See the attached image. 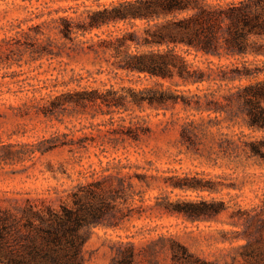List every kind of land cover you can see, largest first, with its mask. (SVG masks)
Wrapping results in <instances>:
<instances>
[{
  "label": "rangeland",
  "instance_id": "rangeland-1",
  "mask_svg": "<svg viewBox=\"0 0 264 264\" xmlns=\"http://www.w3.org/2000/svg\"><path fill=\"white\" fill-rule=\"evenodd\" d=\"M115 1L0 0V210L19 216L28 205H71L78 186L98 181L119 195L105 221L82 230L83 264H112L128 245L134 264H171L168 237L215 264H263L245 251L264 237V210L248 220L232 214L237 207L253 214L264 199V161L227 145L239 132L253 133L231 127L224 114L182 104L161 109L127 101L115 108L79 99L86 91L126 93L155 82L194 91L174 86L177 78H148L114 64L100 41L132 30L128 24L90 32L74 27L70 38L59 32L61 18L83 24L98 5ZM136 30L142 34L140 26ZM188 59L207 69L204 58ZM58 95L63 98L52 107ZM186 125L190 142L180 136ZM193 177L214 189L179 187ZM200 200L227 208L191 219L165 207Z\"/></svg>",
  "mask_w": 264,
  "mask_h": 264
},
{
  "label": "trees",
  "instance_id": "trees-1",
  "mask_svg": "<svg viewBox=\"0 0 264 264\" xmlns=\"http://www.w3.org/2000/svg\"><path fill=\"white\" fill-rule=\"evenodd\" d=\"M98 6L87 14L83 24L73 26L61 18V35L70 38L74 27L90 32L117 23L128 24L132 30L100 41L118 68L148 78H177L174 86L195 88L184 92L155 82L154 87L129 89L126 93L113 89L100 94L86 91V98L79 99H99L115 108L127 101L161 109L182 104L199 112L224 114L231 127L243 125L253 133H237L236 140L227 142L230 149H241L247 159L264 161V0H116ZM139 26L142 34L137 33ZM190 55L204 58L207 69L196 66L188 59ZM62 98L54 97L50 105L55 107ZM180 136L183 141H191L187 125L182 126ZM178 185L214 189L210 181L194 177L180 180ZM118 195V188L105 191L95 181L78 186L72 192L71 205L61 203L58 208L47 205L39 209L28 205L19 216L0 210V264H83L82 230L105 221L114 207L111 201ZM165 207L191 219L227 208L215 200L181 201L174 208ZM258 209L252 214L237 207L232 214L247 220L258 216L264 210V199ZM256 224V230L264 228V218L260 227ZM167 241L171 264H215L194 257L175 239L168 237ZM255 243V248L245 251V255L254 261L263 260L264 264V237L258 235ZM135 258L133 247L128 245L118 251L112 264H134Z\"/></svg>",
  "mask_w": 264,
  "mask_h": 264
}]
</instances>
